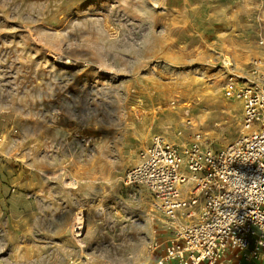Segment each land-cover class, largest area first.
I'll list each match as a JSON object with an SVG mask.
<instances>
[{"label": "rangeland", "instance_id": "obj_1", "mask_svg": "<svg viewBox=\"0 0 264 264\" xmlns=\"http://www.w3.org/2000/svg\"><path fill=\"white\" fill-rule=\"evenodd\" d=\"M231 78L263 84L264 0H0V264L141 263L166 229L124 173L247 133Z\"/></svg>", "mask_w": 264, "mask_h": 264}, {"label": "built area", "instance_id": "obj_2", "mask_svg": "<svg viewBox=\"0 0 264 264\" xmlns=\"http://www.w3.org/2000/svg\"><path fill=\"white\" fill-rule=\"evenodd\" d=\"M227 94L242 100L247 130L224 148L206 146L200 133L179 146L154 136L123 185L143 186L168 232L152 264H227L264 259V80ZM149 250L160 247L157 240Z\"/></svg>", "mask_w": 264, "mask_h": 264}, {"label": "crops", "instance_id": "obj_3", "mask_svg": "<svg viewBox=\"0 0 264 264\" xmlns=\"http://www.w3.org/2000/svg\"><path fill=\"white\" fill-rule=\"evenodd\" d=\"M167 238H168V232L166 230L158 234L155 240L159 242L160 247L155 250L147 249L148 250L147 252L149 255L144 257V260H142V262L139 264H147L149 260H150V264H152L156 259H158L163 253V247L167 242ZM165 264H176V263L173 261H169V262H166ZM227 264H264V259L259 260V261H247V260L231 261Z\"/></svg>", "mask_w": 264, "mask_h": 264}, {"label": "bare ground", "instance_id": "obj_4", "mask_svg": "<svg viewBox=\"0 0 264 264\" xmlns=\"http://www.w3.org/2000/svg\"><path fill=\"white\" fill-rule=\"evenodd\" d=\"M81 227V226H80ZM78 236V235H77Z\"/></svg>", "mask_w": 264, "mask_h": 264}]
</instances>
